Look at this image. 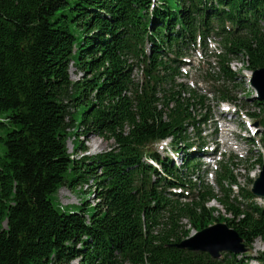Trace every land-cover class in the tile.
Returning a JSON list of instances; mask_svg holds the SVG:
<instances>
[{"label": "trees", "instance_id": "1", "mask_svg": "<svg viewBox=\"0 0 264 264\" xmlns=\"http://www.w3.org/2000/svg\"><path fill=\"white\" fill-rule=\"evenodd\" d=\"M197 52L210 53V90L184 78ZM232 61L264 68V0H0V264H264L251 254L264 204L250 188L225 190L237 180L219 163L206 181L202 161L208 95L233 103L226 83L257 109L245 112L264 141V101ZM89 132L109 149L83 154L76 140L70 154L69 133ZM84 186L93 203L53 205L61 187ZM183 220L194 231L224 221L248 251L178 248Z\"/></svg>", "mask_w": 264, "mask_h": 264}, {"label": "rangeland", "instance_id": "2", "mask_svg": "<svg viewBox=\"0 0 264 264\" xmlns=\"http://www.w3.org/2000/svg\"><path fill=\"white\" fill-rule=\"evenodd\" d=\"M210 48H215V44L211 43ZM209 55V52L202 55L197 52L198 58L195 59L194 64L184 66L183 74L187 75V77L184 78L191 86L203 90H210L213 88L214 82L212 80L208 83H204L202 81V78L205 77V72L207 70L211 71V68L209 66H206V58L210 57ZM199 60L203 61V63L198 65L197 62ZM231 68L237 72L238 80H240L239 73L243 74L246 79L251 75V71L245 68L238 61H232ZM69 73L72 79H76L79 76V74L75 72L74 67L70 68ZM216 84H222V82ZM223 85L230 89L233 103L220 102L219 105L216 106V97L213 94L208 95L211 100V113L213 114V117L208 123L201 126L203 128V131L208 134L209 149L211 151H216L217 155L221 153L219 156L209 155L203 158L206 169L205 180L214 185V176H212L211 173L215 172V170H219V163L220 167L223 168L220 172H225V174L229 175L230 177L236 178V180L239 182V186L250 188L253 179L258 176V173L261 170L260 163L257 158L259 157V154H262V157L264 156V141L261 140V130L259 129V134H257V126L254 125V123L248 121L249 117L245 111L246 109H248L249 111L257 109L252 108L251 105H248L244 110V106L240 105L238 100V97L241 98L244 96L243 91L238 89L234 90L232 89V86L227 83ZM248 93L251 92L248 91ZM253 130L254 133L252 132ZM213 132L215 133L213 134ZM246 137H252L255 140L254 145H250L246 140ZM76 140L80 142L85 148L86 151L83 154L88 155H93L100 151L109 149L110 145L113 142L111 139H109V137H101L95 132L87 133L80 140L76 139V136L74 134L69 133L66 143L67 150L70 154L80 155L81 153V150L77 149L76 147ZM166 146H168L167 141H162L152 145L153 148L158 149L159 151H162V149ZM235 154L241 157L234 158ZM200 175L204 176V173L201 171ZM201 179H203V177H201ZM228 182L224 184L225 190L230 188ZM90 188L91 187L84 186L82 193H80L76 188L68 189L67 187H61L57 190L55 196H53L52 198L53 205L59 210H63L66 212L77 209L79 207V204L85 198H87V200H89L90 202L93 201V195H89ZM258 202L263 205L264 198L261 202L260 200ZM207 206L219 210V212L214 213L215 217H230V215L226 214L222 207L216 201H210ZM182 224L186 228L190 227L189 224L186 223V220H183ZM193 233L194 230L191 228L189 235ZM263 251L264 241L260 238H257L252 244L251 254L256 255L258 254V252L260 253Z\"/></svg>", "mask_w": 264, "mask_h": 264}, {"label": "water", "instance_id": "3", "mask_svg": "<svg viewBox=\"0 0 264 264\" xmlns=\"http://www.w3.org/2000/svg\"><path fill=\"white\" fill-rule=\"evenodd\" d=\"M250 84L264 101V68L252 72ZM251 192L255 197L264 198V162L259 176L253 181ZM175 246L196 252H207L211 257L218 258L221 253H244L248 251L242 238L225 223L217 222L194 232Z\"/></svg>", "mask_w": 264, "mask_h": 264}]
</instances>
